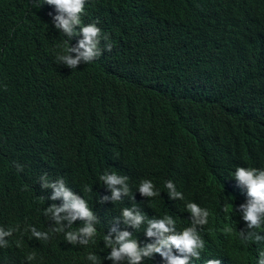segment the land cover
Returning <instances> with one entry per match:
<instances>
[{
    "label": "trees",
    "instance_id": "trees-1",
    "mask_svg": "<svg viewBox=\"0 0 264 264\" xmlns=\"http://www.w3.org/2000/svg\"><path fill=\"white\" fill-rule=\"evenodd\" d=\"M50 12L0 0V227L16 229L0 264H29L31 253L30 264H91L84 248L40 243L30 228L52 232L42 175L66 177L101 210L109 169L160 194L172 181L210 212L207 253L256 264L264 241L239 238V196L227 182L238 165H264V0H103L81 23L99 21L117 51L72 70L57 60L68 38ZM138 205L184 217L179 201Z\"/></svg>",
    "mask_w": 264,
    "mask_h": 264
},
{
    "label": "clouds",
    "instance_id": "clouds-1",
    "mask_svg": "<svg viewBox=\"0 0 264 264\" xmlns=\"http://www.w3.org/2000/svg\"><path fill=\"white\" fill-rule=\"evenodd\" d=\"M31 1L38 8L43 4L55 8V15L49 13L52 22L68 38L67 54L57 56L64 69L97 64L101 57L107 58L117 51L113 34L102 33L99 21L81 23L84 10L103 0ZM73 36L82 38L70 46ZM100 180L102 187L96 203L101 210H97L87 195L74 189L66 177L42 175L39 203L46 228L52 232L31 227L32 236L40 243L61 238L72 246L82 247L91 264H232L224 257L207 253L202 230L210 212L198 203L186 202L172 181L162 186L167 194H160L152 181L133 184L126 173L116 169L106 170ZM227 183L239 196L236 208L243 222L239 238L253 245L264 241V165H238ZM160 198L182 202L184 217L150 213L138 205ZM15 230L0 227V247L8 246L6 238ZM97 249L102 256L96 253ZM34 258L35 253L29 254L27 263ZM256 264H264V248L259 250Z\"/></svg>",
    "mask_w": 264,
    "mask_h": 264
}]
</instances>
